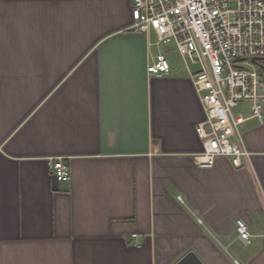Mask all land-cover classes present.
I'll use <instances>...</instances> for the list:
<instances>
[{
	"label": "crops",
	"instance_id": "1",
	"mask_svg": "<svg viewBox=\"0 0 264 264\" xmlns=\"http://www.w3.org/2000/svg\"><path fill=\"white\" fill-rule=\"evenodd\" d=\"M132 5L0 0V264H264V121L241 167L199 166L198 68L133 31Z\"/></svg>",
	"mask_w": 264,
	"mask_h": 264
},
{
	"label": "built area",
	"instance_id": "2",
	"mask_svg": "<svg viewBox=\"0 0 264 264\" xmlns=\"http://www.w3.org/2000/svg\"><path fill=\"white\" fill-rule=\"evenodd\" d=\"M131 22L133 31L154 34L157 45L174 46L187 69L198 68L192 77L206 114L196 129L204 145L199 166L227 158L241 167L250 157L242 128L249 119L264 121V0H133ZM171 71L165 53L147 68L156 78ZM48 163L57 183L71 181L63 158ZM236 224L239 239L250 243L246 222Z\"/></svg>",
	"mask_w": 264,
	"mask_h": 264
},
{
	"label": "water",
	"instance_id": "3",
	"mask_svg": "<svg viewBox=\"0 0 264 264\" xmlns=\"http://www.w3.org/2000/svg\"><path fill=\"white\" fill-rule=\"evenodd\" d=\"M177 264H204L194 253H189Z\"/></svg>",
	"mask_w": 264,
	"mask_h": 264
},
{
	"label": "rangeland",
	"instance_id": "4",
	"mask_svg": "<svg viewBox=\"0 0 264 264\" xmlns=\"http://www.w3.org/2000/svg\"><path fill=\"white\" fill-rule=\"evenodd\" d=\"M155 41H156V40H155ZM164 46H166V45H164ZM240 109H241V107L236 108V109H235V112H238Z\"/></svg>",
	"mask_w": 264,
	"mask_h": 264
}]
</instances>
